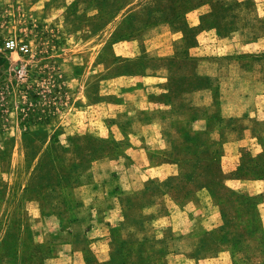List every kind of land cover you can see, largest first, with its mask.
I'll use <instances>...</instances> for the list:
<instances>
[{
	"label": "rangeland",
	"instance_id": "obj_1",
	"mask_svg": "<svg viewBox=\"0 0 264 264\" xmlns=\"http://www.w3.org/2000/svg\"><path fill=\"white\" fill-rule=\"evenodd\" d=\"M263 1L0 0V264H56L64 254L62 264H173L165 246L145 238L150 231L130 241L117 224L105 226L114 238L104 253L85 232L90 221L72 228L82 216L78 187L89 180L92 160L111 152L113 141L102 138L97 123L122 110L125 94L137 88L129 78L158 63L132 55L130 38L152 25L171 26L193 44L199 27L226 37L238 23L239 44L259 39ZM204 4L221 14L199 16ZM8 40L28 52L7 48ZM216 49L207 57H217ZM197 60L177 61L191 70ZM180 131L171 162L178 174L167 183L172 197L183 202L207 188L220 214L198 240V254L218 252L219 264H264V148L256 153L242 144L238 167L225 173L209 130Z\"/></svg>",
	"mask_w": 264,
	"mask_h": 264
},
{
	"label": "crops",
	"instance_id": "obj_2",
	"mask_svg": "<svg viewBox=\"0 0 264 264\" xmlns=\"http://www.w3.org/2000/svg\"><path fill=\"white\" fill-rule=\"evenodd\" d=\"M204 5L199 16L221 14ZM262 5L259 15H264V1ZM165 30L152 25L127 41L132 55L144 53L158 63L145 66L140 77L129 78L133 82L128 85L137 88L125 94L122 110L108 113L109 122L97 123L102 138L113 141L111 152L92 160L89 180L78 187L82 216L72 228L90 221L85 232L104 253L111 251L114 238L105 226L117 224L122 238L130 241L152 232L145 238L165 246L173 264H219L220 253L197 252L203 231L220 221L210 190L202 188L178 202L172 197L175 188L167 184L178 174L171 163L175 138L181 128L209 130L221 148L219 162L225 173L238 167L242 144L256 153L264 148V36L239 44L238 23L226 37L217 35L215 28L199 27L191 44L182 31L171 26ZM210 47L218 48L214 59L207 57ZM195 49L198 53H191ZM238 54L250 59H238ZM180 58L198 60L190 70L177 61ZM231 181L242 186L252 182V189L259 186L257 181ZM64 255L55 258L56 264L65 263Z\"/></svg>",
	"mask_w": 264,
	"mask_h": 264
},
{
	"label": "built area",
	"instance_id": "obj_3",
	"mask_svg": "<svg viewBox=\"0 0 264 264\" xmlns=\"http://www.w3.org/2000/svg\"><path fill=\"white\" fill-rule=\"evenodd\" d=\"M6 47L9 49L17 50L21 53H26L29 50L26 44L18 43L15 40L6 41Z\"/></svg>",
	"mask_w": 264,
	"mask_h": 264
},
{
	"label": "trees",
	"instance_id": "obj_4",
	"mask_svg": "<svg viewBox=\"0 0 264 264\" xmlns=\"http://www.w3.org/2000/svg\"><path fill=\"white\" fill-rule=\"evenodd\" d=\"M230 190V189H229Z\"/></svg>",
	"mask_w": 264,
	"mask_h": 264
}]
</instances>
